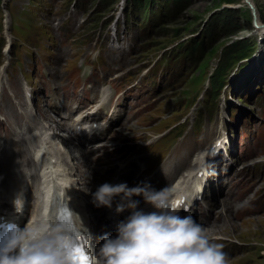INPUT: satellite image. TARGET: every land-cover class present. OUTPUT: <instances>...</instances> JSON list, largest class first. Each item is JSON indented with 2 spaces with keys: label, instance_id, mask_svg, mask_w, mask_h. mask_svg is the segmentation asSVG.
Segmentation results:
<instances>
[{
  "label": "rangeland",
  "instance_id": "1",
  "mask_svg": "<svg viewBox=\"0 0 264 264\" xmlns=\"http://www.w3.org/2000/svg\"><path fill=\"white\" fill-rule=\"evenodd\" d=\"M121 1L0 0V3H5L4 9L12 15L15 35L13 47L15 52L12 54L13 56L16 54L17 59L13 61L14 57L10 54L6 59L10 61L11 67L7 74L14 93L16 91L23 93L25 86L30 90L34 106L36 97L42 98L51 84L68 83L75 75L74 70H77L80 65L79 73H88L90 70L88 63L94 62L103 54L105 61H109L106 64L108 71L125 73L132 78L130 83L138 82L142 86L128 96L131 101L129 112L142 115L137 122L146 119L150 121L148 120L142 128L134 124L119 130L118 142L126 141V144H129L137 133L151 135L156 133L162 124L167 125L168 119L174 116L173 110L183 117L188 108L186 99L201 89L203 81L217 63L227 64L228 49L231 45L245 40L249 44V54L253 57V62L239 74V81L251 74L253 64H257L255 66L262 65L254 78L257 82L238 93L246 98L241 100L231 92L232 87L237 85L234 76L226 77L229 78L226 93L232 100L222 113L228 120V109L233 108L235 120L230 122L233 125L231 131L235 134L245 133L240 136L244 139V148H249V151L253 150L254 153L262 152L260 157L255 159H251L253 156L251 155L249 161H254L247 165L249 161L245 160L237 165V169L243 170L240 165L245 164L249 166L247 171L250 172L255 169V166H260L255 172H246L247 175L250 174L255 178V182L257 181V185L253 186H256L253 194L248 195V198L255 196V190L264 197V34L256 32L257 25L261 23L264 26V0H185L180 4L170 5L167 9L168 17H165V21L163 20L159 26H154L145 34L141 33V29L133 26L130 31L122 35L121 46L124 48L113 51L110 45L113 44V37L105 33L108 28H105L104 21L108 16L111 17L112 13L114 16L117 15ZM81 5H86L84 10H80ZM88 13L91 23L80 24ZM3 16L0 7V31ZM228 30L231 33H226ZM1 41L0 36V44ZM37 42L40 44L36 45ZM176 44H190L198 51V54L193 57L194 67L184 70L179 67L164 66L166 72L159 71L158 81L148 78L147 75L140 81L145 69L162 52ZM20 48L23 49V53ZM170 50L163 54H169ZM175 50L177 47L172 49L170 56ZM4 59L0 53V63ZM35 60L36 71L34 73L32 70L31 77L28 78V64L30 61L34 63ZM53 64H56L59 69L62 68L61 76L56 79H52L50 75L49 68ZM79 79L77 78L76 82L82 83L83 79ZM14 81H17L18 86L14 87ZM154 83H159L156 88L153 87ZM92 89L91 87L89 90L92 91ZM237 89L242 90L240 86ZM4 90L15 103L16 101L12 98L13 91L6 87ZM199 106L200 104L197 105ZM27 109L34 113V107L27 106ZM2 119L4 117L0 115V122ZM14 126H16L15 121L11 120L5 128L11 131L15 129ZM1 132L2 136L4 129H1ZM224 206L221 210V207L217 208L221 219L203 228L205 232L207 231L206 235L216 240L217 242H214L217 244H230L227 257L229 264H264V209L253 211L234 221L231 218L233 209L231 211L226 209L228 205Z\"/></svg>",
  "mask_w": 264,
  "mask_h": 264
},
{
  "label": "clouds",
  "instance_id": "2",
  "mask_svg": "<svg viewBox=\"0 0 264 264\" xmlns=\"http://www.w3.org/2000/svg\"><path fill=\"white\" fill-rule=\"evenodd\" d=\"M133 196H142L155 209H138ZM95 206L111 207L119 197L116 212L130 214L116 227V236L101 237L98 257L90 264H229L223 245L211 242L201 225L190 215L181 216L180 206L167 189L159 192L144 187L129 188L120 183L100 185L92 194ZM0 264H78L66 238L58 231L18 232L0 246Z\"/></svg>",
  "mask_w": 264,
  "mask_h": 264
},
{
  "label": "bare ground",
  "instance_id": "3",
  "mask_svg": "<svg viewBox=\"0 0 264 264\" xmlns=\"http://www.w3.org/2000/svg\"><path fill=\"white\" fill-rule=\"evenodd\" d=\"M256 32L259 34L263 35L264 34V26L260 23V25H257L256 27ZM1 72H0V88L2 89L3 86H1ZM2 103L4 104L2 106V111L5 113L6 117L9 119L11 116L13 117L16 128L18 129L19 132L17 133H10L7 132V135L2 138L0 141V174H3L4 179L2 181V186L5 185L6 190L7 189H13L17 185H22L24 186V180H25V174L23 173V170L28 166L31 167L29 164V152L32 149V136L30 135L31 131V125L33 123L31 116L27 114H14V107L9 104L7 98H5L4 94L2 93ZM21 120H24L23 122ZM0 129H3V124L0 123ZM50 155L49 152L45 151L44 156ZM261 159V158H260ZM254 160H250L246 164L248 165L250 162ZM47 165V164H46ZM240 165L243 167V174L245 176H250L246 174L247 168L249 166ZM258 167L260 166H255V169L248 172L252 173L257 171ZM56 168V166H55ZM58 169V168H57ZM28 177L29 178H34L35 177V171L34 169H28ZM261 171V170H260ZM262 173V172H261ZM253 178L251 181L255 182ZM10 181L12 182V185H7V182ZM257 185V181L253 184ZM249 187L247 190V194L249 193L252 195L253 194V189L256 187ZM256 192V190H255ZM249 194V195H250ZM245 195V196H246ZM249 197V196H248ZM246 198L244 200H241L240 203L238 204H229L228 202L224 201H219L220 203V210L222 209L223 205H228L229 207L226 206V209H232L236 210L237 208L244 209L246 208V201L249 200L250 198ZM251 197V196H250ZM252 198V197H251ZM224 206V207H225ZM219 209V207H218ZM218 209L214 210L217 211ZM223 217V215H222ZM221 219V215L219 213V216L217 217V220L219 221ZM233 220V219H232ZM210 226V225H208ZM207 233V231L205 232ZM230 246V245H229ZM231 247V246H230Z\"/></svg>",
  "mask_w": 264,
  "mask_h": 264
},
{
  "label": "trees",
  "instance_id": "4",
  "mask_svg": "<svg viewBox=\"0 0 264 264\" xmlns=\"http://www.w3.org/2000/svg\"><path fill=\"white\" fill-rule=\"evenodd\" d=\"M226 33H231L229 30ZM249 44L245 40H240L231 45V47L228 49V56L227 60H236L241 57H245L249 53ZM221 66L220 68L223 69L224 66Z\"/></svg>",
  "mask_w": 264,
  "mask_h": 264
},
{
  "label": "snow or ice",
  "instance_id": "5",
  "mask_svg": "<svg viewBox=\"0 0 264 264\" xmlns=\"http://www.w3.org/2000/svg\"><path fill=\"white\" fill-rule=\"evenodd\" d=\"M71 255L77 259L78 264H90L91 257L86 253L83 245L74 246Z\"/></svg>",
  "mask_w": 264,
  "mask_h": 264
},
{
  "label": "water",
  "instance_id": "6",
  "mask_svg": "<svg viewBox=\"0 0 264 264\" xmlns=\"http://www.w3.org/2000/svg\"><path fill=\"white\" fill-rule=\"evenodd\" d=\"M245 4H248V3H247V2H245ZM248 6L250 7V9H251V10H253L249 4H248Z\"/></svg>",
  "mask_w": 264,
  "mask_h": 264
}]
</instances>
